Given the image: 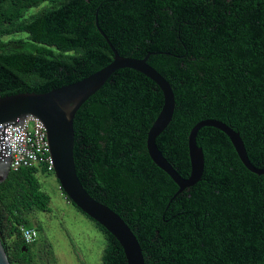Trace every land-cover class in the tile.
I'll use <instances>...</instances> for the list:
<instances>
[{
    "label": "trees",
    "instance_id": "1",
    "mask_svg": "<svg viewBox=\"0 0 264 264\" xmlns=\"http://www.w3.org/2000/svg\"><path fill=\"white\" fill-rule=\"evenodd\" d=\"M98 28L121 56L152 53L147 63L171 85L174 112L155 142L180 176L190 172L188 133L203 119L238 131L250 162L264 167V0H0V97L47 92L107 65L113 53ZM18 33L27 35L3 39ZM162 103L151 79L115 71L73 119L80 182L130 227L145 264H264V174L247 170L228 137L204 126L196 136L203 175L175 195L146 149ZM39 174L52 173L22 167L0 181L9 264H35L19 227L38 233L30 217L49 210ZM93 222L105 239L103 264H127Z\"/></svg>",
    "mask_w": 264,
    "mask_h": 264
},
{
    "label": "water",
    "instance_id": "2",
    "mask_svg": "<svg viewBox=\"0 0 264 264\" xmlns=\"http://www.w3.org/2000/svg\"><path fill=\"white\" fill-rule=\"evenodd\" d=\"M113 59L96 72L43 93L22 92L0 97V124L15 122L28 115L41 120L46 130L50 156L53 162V175L65 196L82 213L102 226L121 246L127 264H145L138 240L125 221L112 209L96 201L80 182L75 169L73 157L74 129L73 119L80 106L99 90L117 70L133 69L151 79L162 92L163 103L159 113L146 135V149L153 163L164 171L177 185L178 194L200 181L204 171L202 148L196 143V136L204 126L222 131L230 140L239 160L250 172L263 175L264 167L254 166L248 159L242 138L238 131L216 119L198 121L187 136V150L190 172L187 178L172 167L156 145V137L171 121L175 98L169 82L147 63L150 54L143 58L125 57L118 54L105 34ZM9 172L8 165L0 168V181ZM0 264H9L0 241Z\"/></svg>",
    "mask_w": 264,
    "mask_h": 264
},
{
    "label": "rangeland",
    "instance_id": "3",
    "mask_svg": "<svg viewBox=\"0 0 264 264\" xmlns=\"http://www.w3.org/2000/svg\"><path fill=\"white\" fill-rule=\"evenodd\" d=\"M26 33L3 39L25 38ZM41 188L49 195V210L36 211L32 226L40 224L31 246L35 264H103L105 239L99 228L64 199L53 174L38 175Z\"/></svg>",
    "mask_w": 264,
    "mask_h": 264
},
{
    "label": "built area",
    "instance_id": "4",
    "mask_svg": "<svg viewBox=\"0 0 264 264\" xmlns=\"http://www.w3.org/2000/svg\"><path fill=\"white\" fill-rule=\"evenodd\" d=\"M6 165L9 171L36 166L53 174L46 130L39 118L28 115L15 122L0 124V168ZM58 189L61 190L59 185ZM19 229L25 244L36 241L38 233L34 228L21 225Z\"/></svg>",
    "mask_w": 264,
    "mask_h": 264
},
{
    "label": "crops",
    "instance_id": "5",
    "mask_svg": "<svg viewBox=\"0 0 264 264\" xmlns=\"http://www.w3.org/2000/svg\"><path fill=\"white\" fill-rule=\"evenodd\" d=\"M70 204V203H69ZM75 208V207H74ZM76 209V208H75ZM77 210V209H76ZM78 211V210H77ZM78 212H80V211H78ZM80 213H82V212H80ZM83 214V213H82ZM84 215V214H83ZM85 216V215H84ZM89 219V218H88ZM90 220V219H89ZM92 221V220H91ZM93 222V221H92ZM94 223V222H93Z\"/></svg>",
    "mask_w": 264,
    "mask_h": 264
}]
</instances>
